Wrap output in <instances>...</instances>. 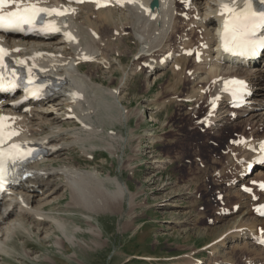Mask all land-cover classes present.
I'll return each mask as SVG.
<instances>
[{"label": "rangeland", "instance_id": "obj_1", "mask_svg": "<svg viewBox=\"0 0 264 264\" xmlns=\"http://www.w3.org/2000/svg\"><path fill=\"white\" fill-rule=\"evenodd\" d=\"M115 22H110L109 27L98 26V30L104 34L101 36L100 42H103L105 46L101 49L104 54L106 50L109 59L115 63L114 66L110 70H104L103 65L99 66L101 69L98 65H85L82 71L88 75L91 73L93 83L102 85L106 89L117 88L122 80L123 72L128 73L127 87L123 89L122 93V105L129 113L128 121L127 123L118 122L120 108L113 105L114 102L107 96L106 100L109 102L110 108L98 109L99 115L92 118L93 126L91 123L88 124L94 130H91L92 132L85 130L86 133L80 135L81 140L76 143L77 145L75 144L76 146L73 145L71 149L63 152L64 154L60 158L62 160L57 162L58 166L56 167L66 166L89 174L92 173L89 180L91 185H88L89 189L87 186L83 192L87 195L82 194L84 195L82 197L78 192L77 199L79 197L80 200L77 202V200H73L69 190L62 188L54 195L58 202L47 208L48 215L55 216L57 220L65 223L67 227L66 239L51 224H49V230H51L52 236L46 240L42 239L44 238L42 233L37 239L36 237L30 238L28 234L21 232L16 237L11 236L12 242H10V244L15 243V246H12L15 247L13 249L18 255L8 257L0 252V264H148L143 261V257H148L149 260L153 258L159 263H164L170 258L180 259L184 255L201 253L204 248L212 245V241L223 230H227L231 226L236 227L242 220L253 217L249 205L246 204L245 209L239 206L240 211H235L234 215L220 217L221 205L224 204L217 199V194H227L225 198L229 203L227 196L230 194L227 191L232 186H229L227 190L224 188L217 190L221 184L216 178L218 175L214 172L225 167L227 159L228 162L230 160V156L227 158L225 154L229 140L245 130L248 135L249 129L233 130L222 127L221 131L228 129L229 131L225 135L221 134V139L216 136L220 133L213 134L216 138L209 135L208 139L206 134L202 136L204 133L200 132L201 135H199L202 136L204 142L211 146L208 156L199 150L201 142L198 135L187 138L183 146L182 135L186 134V129L195 127L192 108H196L194 104L183 102V98L191 91L189 83L184 80L189 78L186 74L188 73L187 68L186 72L180 75L181 77L184 75L182 80L174 78L176 76L181 78L180 72L173 76L172 70L165 73L162 71L155 85L148 90L146 82L149 78L145 73L135 71L138 62L133 60V56L139 52L141 47L138 42L139 38L137 39L130 33V35L107 44V40L113 37L114 31L121 30L113 31V28H117L119 24V27H123L122 29L125 31L128 28L134 31L129 25L122 26V22L117 21L116 24ZM153 33L154 29L151 30L152 36ZM134 34L138 36L135 31ZM198 37L197 34L191 39L196 41ZM174 40L175 38L169 39L167 36L163 43L159 44L152 40L151 45L154 49L171 47ZM109 59L107 58L110 62ZM116 62L120 64L119 67L123 72L118 69ZM187 64L190 68L192 61H188ZM192 85L195 86V84ZM95 92L94 89L90 91L91 97L95 96ZM166 101L168 104L166 103L165 110H159L158 108ZM96 106L98 107V103ZM233 124L235 123H230L229 126ZM71 125L74 128H79L74 123L70 124L67 121L63 125L59 122H52L45 126V132L52 131L57 127L66 126L69 128ZM179 127L184 129L180 131ZM149 134H154V137H147ZM208 134H211V131ZM260 134H264V132L260 131ZM69 137H71L70 134L64 138ZM65 142L71 143L72 140L68 139ZM222 142L224 146L217 148L218 144H222ZM107 147L112 148L108 150ZM187 150L196 151L192 153V165L186 163L189 160ZM87 154L89 155L87 156ZM214 156L215 159L212 162H216V164H210L213 169H208V163ZM196 159L201 162H197ZM169 160H171L170 163H168ZM225 170L226 168L220 171L224 176H226ZM212 175L215 177L211 179ZM114 178H119L127 186L128 192L132 194L131 198L126 197L120 201V198L114 195L117 192L112 181ZM211 182L217 184L215 186L218 187H212ZM224 183L226 184V182ZM222 186L224 187V185ZM92 187L93 189L90 190ZM88 190L91 191H89L90 193L95 192L92 193L93 196L87 192ZM230 190L235 191L236 189ZM102 191H107L108 194L102 193ZM233 194L237 196V201L239 200L242 204L246 202L244 200L246 198H242L240 195L238 197L236 192ZM89 196L92 199H88ZM83 198L86 199L83 201ZM89 203L90 205H88ZM237 204L239 203L237 202ZM87 205L89 207H86ZM225 206L229 209L233 207L231 204ZM105 207L109 208L106 210ZM248 213L251 214V217ZM87 219L91 220L88 222ZM93 226L99 229V236L96 233H91L90 230ZM72 237H75L80 245L77 243L76 246H73L69 243L68 239ZM57 239L61 244L60 247L55 245ZM238 242L241 247L244 246V242L241 240ZM7 246L9 249L6 251L11 253V245L8 243ZM237 246L238 243H235L231 248L226 249L222 256L233 260L235 264H245L246 255L238 252L240 247ZM24 253H27L29 258L21 255Z\"/></svg>", "mask_w": 264, "mask_h": 264}, {"label": "bare ground", "instance_id": "obj_2", "mask_svg": "<svg viewBox=\"0 0 264 264\" xmlns=\"http://www.w3.org/2000/svg\"><path fill=\"white\" fill-rule=\"evenodd\" d=\"M136 1L139 5H143L147 7H149L151 3V0H136ZM217 3H218L217 0H196L195 6L192 7V11H190L187 14L188 16H192L193 18L199 17L200 19L199 22L193 23L195 26L193 30L200 32L202 35V38L199 41V43L203 42V44L211 45V42L214 39V34L212 33L211 30L212 27L216 24V21L218 19L216 15L219 10L217 9L216 11ZM159 4H160L159 8L155 10V13L159 15V19H157L154 22H151L149 18H143L137 15L131 10H120L115 14L114 12H112V10H106V11L102 10L95 12L93 9H91L88 12V15L85 16L81 13H78L74 18H72L69 21V25L77 33L78 30L83 31L84 28H87L88 31H96L98 22L100 24V27L103 25L109 27L108 24L110 22H115L117 19V21L122 22L121 24L122 26L129 25L130 28H132L138 34L139 37L138 36L137 37L139 38L142 44L143 51L147 50L148 52H152L149 55L141 56V58L147 57L144 60L145 62H148L150 59L159 60L162 57H164L167 53H170L171 55H174L176 53L177 56L175 57V59L172 61L171 64H169L167 67H164L156 74L149 76L150 78L146 82L148 87L147 89L149 90L155 85L162 71L171 69L172 72L175 71L174 74L176 73L179 74L178 72H180L179 76L181 75V73L186 72L185 70L187 66L186 65L187 59L182 57V51L192 46V42L188 41V38L185 35V25L177 26V21L179 19L178 12L181 13L180 14L181 16H184L185 14L184 9H182L180 6H178L176 2L172 0H159ZM202 6L206 7V11H205L206 13H204V9L202 8ZM96 19L98 22H96ZM150 26L155 27L153 36L152 35L149 36ZM122 28L123 27L119 28L121 29L119 31L120 36L125 31ZM168 32H170L173 37L178 36L179 34L180 37H182V40H180L181 42L179 43L177 41V43L175 44L174 47L175 49L173 51L161 49L153 52L151 48H148L151 41L154 40L155 37H156L155 39H163L168 34ZM89 38L90 41L89 43H87V45L82 46V43H80L78 46L73 48V51L71 50L70 45L66 44L62 38H57V39L55 38L54 40L48 42L27 41L18 44V46L21 47V52L18 53L17 55L23 59L33 56L38 51H47L56 54L64 53L63 59L52 58L51 70L52 72L56 70L59 73V75H64L66 77L67 85L64 86L62 90L59 91V93L55 94V96L50 98L46 103L40 106H35L27 113L18 114L16 116V121L23 128L25 135L27 137H33L36 141L41 143L44 146V148L47 150V156L45 157V159L34 165V168L37 170L35 178L26 180L24 183L20 185L18 191L14 193V195L0 201V252L1 253L3 252L4 255L8 257H16L18 255V253L14 251L15 247L12 246L15 243L10 244V242H12L11 236L16 237L21 232L28 234L30 238L36 237L37 239H39L42 233L44 234V238L42 239L46 240L51 238L52 236V232L51 230H49V224H51V226H53L54 229L57 230L58 232H61L66 239L67 227L65 223L64 222L62 223L61 221L57 220L55 216L48 215L46 213L47 208L53 206L54 203L58 202L57 197L54 198V195H56L62 188L69 190L71 192V197L73 198V200L75 201L77 200L78 202V200H80L79 197L77 199V196L79 194L87 195L86 193L83 192H85L84 191L85 189L87 188L89 189L88 185H91L90 184L91 181L89 182V180L91 178L92 173L89 174L87 172H82L80 170H76L66 166L56 167L57 162L59 160H62L60 158L64 154L63 152L67 151L73 145H75L77 142L81 140L80 135H82V133H86L84 132L85 130L89 132L91 130H94V128L92 129V126L90 128L88 127L89 126L88 122L91 123L92 116L95 115L96 117L99 115L100 109L110 108V104L106 100L107 96L111 98L112 102H114L112 103L113 105H115L117 108L119 106L120 108L119 110L120 116L118 122L127 123L128 121L127 119L129 113L122 105V97H123L122 93L124 92L123 89L127 87L129 75L125 70H124L125 72L122 71V69L119 67L120 64H117L116 62V65L119 67L118 69H121V71L123 72L122 75L123 77L119 83V86L115 89H106V87L102 85H99L97 83L94 84L92 75H90L91 73L88 75L87 73L82 72L80 67L72 68V63L76 61L77 57L81 54V52H86L88 55L93 56L95 59V63H97V65L100 66L103 65L102 68L104 69L110 68L111 60L109 62L107 60V56L105 57V54L102 51L104 47V43L100 42L101 37H99L98 40L92 38L91 36H89ZM4 42L7 45H10L12 43L11 40L9 39L8 40L5 39ZM156 45L158 46V44ZM70 52L72 54H70ZM221 57L222 56H221V52L219 51V48L211 47L210 50L205 51L203 56L204 61L201 64L194 63L193 69L191 70L187 69L188 73L186 74L189 75V73L192 72V75L190 77L187 76L189 77L188 78L189 83L195 84V86H193V94L188 97L192 99V101L199 103V101L203 98L202 92L206 90L208 86L211 89L216 88L218 86V81H217L218 78L233 74L246 75L250 84L253 87H258V93L255 101H257V105L260 106V108L247 115L245 113H241L239 114V117L236 120L227 118L222 123L219 120L214 121L212 123V128L210 129L211 134L209 135L214 136L216 135V133H220L216 136L221 139L222 138L221 134L229 131V129L236 130L239 128L244 130L249 129L248 131L250 132H248L249 133L248 138L264 139V134H260V131L264 132V103L261 102V100L264 99V67H259L254 72L249 73L247 68H234L230 64L221 65L218 62ZM92 89L96 91L94 97H91L90 95V91ZM74 91H77L84 95L82 101L79 100L77 101L69 96V94ZM97 103H98V107L96 106ZM71 109L73 110L74 113L77 114L80 121L85 124L84 127L80 129L69 130L68 127L63 126V127H57L55 129L53 128L52 131H48L47 133L45 132L46 130L45 126L48 125L49 123L59 122V124L61 125H63L66 121L70 123V121H68L66 117L69 114V110ZM107 117L110 118L109 115H107ZM230 123H235V124L229 126ZM220 126L227 127L229 129L227 131L226 130L221 131L222 127L219 128ZM183 129L184 128L179 127L180 131H182ZM98 132H100L99 129ZM245 132L246 130L243 131V133ZM95 133L97 132L95 131ZM69 134L71 135V137L67 139L64 138ZM197 135L199 137V141L201 142L199 143L201 145L199 150H201V152L204 153V155L208 156L209 152L211 151L210 150L211 146L209 145V143L204 142V139L202 138V136L199 135L197 128L189 129V130L186 129V134L182 135L183 146L187 138ZM91 137L94 138L93 136ZM147 137L153 138L154 134H149V136ZM68 139H71L72 142L71 143L65 142V140L67 141ZM107 145L109 146L108 143ZM111 148L110 149L108 148V150H111ZM193 152L195 153L196 151L193 150L186 151L189 159L186 162L188 165L193 164V160H192ZM231 152H235L236 155L232 157L230 156L228 167L226 168L225 171L232 169L234 175H236L237 173L239 174L241 170L245 168L246 163L240 164V159L245 158L246 161H253L254 159L253 155L247 152L245 148H233L232 146H229L228 154L230 155ZM196 161L201 162L198 159H196ZM45 163H47V165L45 167H41ZM252 176L254 177L253 179L255 180L264 181V167L260 168ZM112 181L114 182L117 188V192L114 195H117L120 198V201L121 200L123 201V199L126 197H130V198L132 197V194L128 192L127 186H125V184L122 183L121 180H119V178H114ZM212 185L215 186L217 184L211 182V186ZM93 187L90 190H92ZM230 189H235V188L230 187L228 190L229 194L232 193ZM90 190H88L87 192H89ZM107 191L106 192L102 191V193L105 192L108 194ZM78 192L79 194L77 195ZM235 192L241 195L242 197L249 199V197L243 196L239 192V190L237 191L235 190ZM92 193L90 194L92 195ZM84 195H82V197ZM227 197L229 199V202L230 201L232 202L233 200H235V198H237L235 196L232 197L231 195H228ZM90 198L91 197L89 196L88 199ZM85 199L86 198H83V201ZM237 202H235L234 204L236 205ZM88 205H90V203ZM88 205L86 207H89ZM109 207L107 208L105 207V209L107 210ZM87 220L89 222V220L91 219H87ZM46 224L47 227H45ZM262 226L264 227V220H259L253 216L250 219L247 218L246 220H242L241 223H238L236 227L231 226L227 230H223L219 234V236L215 237V239L212 241V245L214 246L215 242L220 240L218 242L220 244L214 246L215 251L212 254V256L216 257L217 264H223L224 258L222 256V253L225 252L226 249L231 248V246L234 245L235 243H238L237 247H240L237 250L238 252L250 256L249 258L250 260L249 262H247V264H264V249L255 246L254 242L252 241L253 235H257L258 233L257 229ZM243 230L244 232H242ZM90 231L91 233H96L97 236L100 235V231L97 227L93 226V228ZM239 240L244 242L243 247L240 246L238 242ZM68 241L73 246H76L78 243L77 242L78 240L76 241L75 237L68 239ZM58 242L59 240L57 239L55 245L60 247L61 244L60 242L59 243ZM8 243L12 247L11 253H8L6 251V249H9V247L7 246ZM21 255H23L26 258H29V255L27 253ZM196 255L197 253L190 254L187 256H182L179 260L174 262L170 261L166 264H196V261L193 259L194 257H196ZM231 263H233V261H231L230 259L225 264H231ZM150 264H155V263L152 260ZM209 264H213V263H211L210 261Z\"/></svg>", "mask_w": 264, "mask_h": 264}]
</instances>
